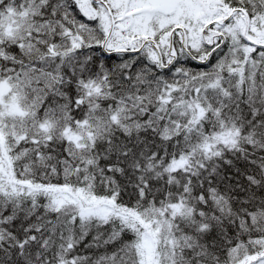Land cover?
Segmentation results:
<instances>
[{
	"label": "snow or ice",
	"instance_id": "snow-or-ice-1",
	"mask_svg": "<svg viewBox=\"0 0 264 264\" xmlns=\"http://www.w3.org/2000/svg\"><path fill=\"white\" fill-rule=\"evenodd\" d=\"M0 264H264V0H0Z\"/></svg>",
	"mask_w": 264,
	"mask_h": 264
}]
</instances>
